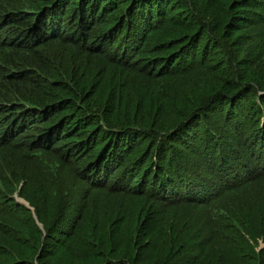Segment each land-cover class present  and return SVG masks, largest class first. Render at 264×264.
<instances>
[{
    "label": "trees",
    "instance_id": "trees-1",
    "mask_svg": "<svg viewBox=\"0 0 264 264\" xmlns=\"http://www.w3.org/2000/svg\"><path fill=\"white\" fill-rule=\"evenodd\" d=\"M260 240L264 0H0V264H264Z\"/></svg>",
    "mask_w": 264,
    "mask_h": 264
},
{
    "label": "rangeland",
    "instance_id": "rangeland-1",
    "mask_svg": "<svg viewBox=\"0 0 264 264\" xmlns=\"http://www.w3.org/2000/svg\"><path fill=\"white\" fill-rule=\"evenodd\" d=\"M122 76H127L126 74H124V73H120ZM120 77V76H119ZM15 197L18 199V202H20L21 204H24L26 207H28V208H30L32 211H33V213H34V208H32L31 206H30V203L27 201V200H25L24 198H22L21 196L19 197L18 196V194L16 193L15 194ZM119 202H121V201H119ZM118 204H120V203H118ZM128 205H129V211H131V210H135V212H136V210L140 213V205H138L137 203H135V204H131L130 202L128 203ZM135 215L136 216H138V214L137 213H135ZM37 219V218H36ZM113 221V220H112ZM108 224V223H107ZM123 224H126V221L123 223ZM109 225V224H108ZM124 226V225H123ZM122 225H121V227H123ZM110 228V225L109 226H107L104 230H102L101 232L99 231V233L97 234V236H99V238L101 237V234L102 233H104V232H106L108 229ZM131 228H133V227H131ZM144 228V227H143ZM93 229H95L96 230V228H93ZM159 230H161V229H157V231L156 230H154L155 232H157L156 234L155 233H153V236H155V237H158V234L160 233V231ZM143 231V234H142V232H141V234H142V236L143 237H145L146 238V236H147V234H148V232L146 233V232H144L145 230H142ZM89 234H92V233H89ZM131 235H132V233L129 231V232H127V236L129 237V239L131 238ZM151 235V234H150ZM149 238V237H148ZM137 239V237L135 238V240ZM166 239H167V241L169 242L170 241V239L168 240V238H167V236H166ZM134 239L132 238L131 239V242L133 243L134 241H133ZM168 242H167V244H168ZM54 247H56V246H53V248ZM262 248H264V242L263 241H259V247L257 248V251L258 250H261ZM120 254H122L123 255V253H125L124 251H120L119 252ZM172 253H174V252H172ZM145 264V263H144ZM153 264H155V262H153Z\"/></svg>",
    "mask_w": 264,
    "mask_h": 264
}]
</instances>
